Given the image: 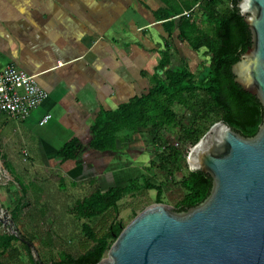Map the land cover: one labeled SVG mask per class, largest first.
Wrapping results in <instances>:
<instances>
[{
	"label": "crops",
	"instance_id": "crops-1",
	"mask_svg": "<svg viewBox=\"0 0 264 264\" xmlns=\"http://www.w3.org/2000/svg\"><path fill=\"white\" fill-rule=\"evenodd\" d=\"M202 1L0 0V72L13 65L33 77L47 93L45 102L24 121L8 120L0 115V209L11 215L16 206H28L15 215L14 225L15 222L23 223L29 212L37 213L32 219L39 225L51 220L53 202L49 197L62 196L68 183L75 191L84 187L85 192L71 204L65 200V212L88 193L91 180L96 181L101 192L137 180L134 174L146 180L139 169L138 157H134L132 151L126 153L132 137L142 129L132 135L124 149L85 151L80 164L63 162L56 154L72 139L86 145L90 138L89 128L100 111H114L147 92L149 87L144 93L133 94L137 90L134 82L142 77L140 74L134 76L133 53L141 52L142 55L148 50L145 36L150 33L162 41L163 46L158 50L160 57L166 44L163 37L166 32L164 20L156 15L167 12L171 13L168 20H177L190 12L189 3L202 8ZM174 11L179 14H173ZM150 20L161 22L162 28H152L148 24ZM45 115H50L51 119L39 126ZM118 159L124 161L117 164ZM142 166L146 169V164ZM4 173L7 179L2 178ZM51 186H55L56 193L48 190ZM137 193L150 195L147 201L155 203L154 190ZM135 194L117 203V213L109 209L100 216L77 222L87 224L97 237H103L111 224L123 225L132 215L135 207L125 203ZM95 229H100V234ZM48 237L50 233L45 231L32 243L46 245ZM13 243L0 257V264L1 258L15 256L11 251ZM90 247L91 244L86 249Z\"/></svg>",
	"mask_w": 264,
	"mask_h": 264
},
{
	"label": "trees",
	"instance_id": "trees-1",
	"mask_svg": "<svg viewBox=\"0 0 264 264\" xmlns=\"http://www.w3.org/2000/svg\"><path fill=\"white\" fill-rule=\"evenodd\" d=\"M238 1H202V9L213 24L212 32L208 37L198 33L190 17L181 16L175 22L167 19L171 13L159 12L156 17L164 20L163 26L168 38L175 29L178 42H186L194 52L201 48L206 50L209 59L203 75L195 79L184 59H181L178 66H173L166 42L164 50L160 52V60L153 69L152 83L147 92L119 105L114 111H100L89 128L88 143L83 145L79 140L72 139L57 151V158L63 162L74 161L75 164H80L82 154L87 150L116 152L119 148H126L132 135L139 129L173 128L176 125L173 106L178 105L187 109L189 99L196 94L202 96L194 112L197 121L215 116L241 136L253 137L263 120L262 108L255 97L244 92L234 83L230 73L231 66L251 44L248 28L236 8ZM222 2H228L229 7L226 11L219 12L216 5ZM172 13L179 14L177 11ZM179 133L180 140L177 141L179 148L173 145L167 146L164 157H158L160 162L158 169L165 171L168 164H174L183 156L179 151L183 144L193 147L204 134L193 126L181 127ZM154 166L151 163L150 167ZM89 184L88 193L75 201L66 211L67 215L76 221L95 218L109 209L117 213V203L136 192L154 190L155 203H161L163 194L160 185L155 186L144 179L141 180V184L137 180H132L124 187H112L105 192L99 190L95 180H91ZM177 185L183 195L173 210L179 213L196 207L207 198L211 180L200 172H188L180 178ZM27 207V205L16 206L11 212L12 221L19 210ZM122 229L123 225L113 223L105 236L97 237L87 224H82L81 231L91 243L90 248L78 257L62 252L58 254L56 260L40 261L42 264H97ZM13 241L23 243L26 240L19 233L0 235V257L7 252ZM25 248L30 254L31 246L25 245ZM28 258L29 264H36L31 254Z\"/></svg>",
	"mask_w": 264,
	"mask_h": 264
},
{
	"label": "water",
	"instance_id": "water-1",
	"mask_svg": "<svg viewBox=\"0 0 264 264\" xmlns=\"http://www.w3.org/2000/svg\"><path fill=\"white\" fill-rule=\"evenodd\" d=\"M236 8L251 44L230 73L260 104L261 125L246 138L214 123L186 156L189 172L210 178L207 198L179 213L147 206L97 264H264V0H239Z\"/></svg>",
	"mask_w": 264,
	"mask_h": 264
},
{
	"label": "rangeland",
	"instance_id": "rangeland-1",
	"mask_svg": "<svg viewBox=\"0 0 264 264\" xmlns=\"http://www.w3.org/2000/svg\"><path fill=\"white\" fill-rule=\"evenodd\" d=\"M189 5L191 6V10L190 12L185 13V15L191 18V21L195 24L200 35L205 37L210 36L213 29V24L207 19L203 9L199 6H192L191 3H189ZM228 7V2H222L221 4L216 5V9L219 12L226 11ZM175 22H177V20H175ZM148 24L154 29L159 28L160 30V28H162L161 22L155 23L153 21L151 22L150 20ZM148 24H146V27ZM146 31H148V29ZM163 37L169 46L172 65L178 66L181 59H184L189 70L194 75V78L199 79L205 72V68L208 66L209 57L206 53V50L201 48L197 52H194L186 42H178L176 30L173 31V34L170 38H168L166 34ZM145 39L148 42V50L142 52V55L140 54L141 52L133 53L134 76L137 77L139 74L142 76L141 79L134 82L137 90H134L133 94L142 92L144 93L147 88L151 86L153 68L160 58L158 50L163 46L162 41H160V39L158 40L150 33L148 36H145ZM138 61L141 62V65L137 64ZM201 100L202 96L196 94L189 99V107L187 109L178 105H174L173 112L176 115L175 127L160 130H155L149 127L142 129L137 135L132 137L131 143L126 150V153L132 151L133 156L138 157L137 161L139 164V169L144 172L142 177L144 176L151 184L161 186L163 191L161 203L171 208L177 207L183 195L182 190L177 185V182L181 177L185 176L189 172L188 166L186 164V156L191 147L187 144H183L179 150L182 152L183 156L180 157L174 164H168L165 171L158 169L160 164L158 157H164L163 154H165V148L180 140L179 128L193 126L199 131H202L204 136L209 128L214 123L219 121V118L215 116H208V118L199 121L195 119L194 112L196 111V105ZM118 161L120 162L124 160L118 159L117 164H119ZM151 163L155 165L152 168L150 167ZM143 164H146V169H144L142 166ZM145 170H147L146 173ZM140 174L143 173L140 172ZM6 175V173H4V175L2 174V178L7 179ZM134 177H136L137 181L140 182L141 177H139L137 174H134ZM66 187L67 188L62 191V196L51 195L49 197V199L53 202V209L51 210L52 219L48 220V222L42 221L43 223H41V225H39L36 220L34 221L32 219V216L37 215L35 212H29L28 217H25L23 223L15 222L14 225L10 213L5 212L1 208L0 233H14L15 230L18 231V233L21 234L25 240H29V242L31 241L30 254L34 259H36L34 251L37 252L40 260L46 262L50 259H56L58 254L61 252L67 253L72 257H77L87 247H89L91 243L83 236L81 231L82 222H77L71 217L69 218V216L66 214L65 200H68V203L71 204L75 198L82 196V194L85 192V188L80 186L79 189L75 191V189L70 188L69 183L66 184ZM48 190L54 191L53 193H56L55 186L48 187ZM72 190L74 192L73 194ZM64 192L66 193L65 195ZM145 195L137 193L132 196L133 199L125 203L127 206L135 207V210L133 211L132 215L124 222L123 227L126 226L144 208L154 204V201H147V197L150 195L147 197ZM137 205L139 206L137 207ZM95 230L97 234H100V229ZM45 231H48V234L50 233V237L47 238L49 240L46 245L32 243V240H34L35 237H40ZM44 239H46V237H44ZM13 247L14 248L11 249V251L15 253V256H12L11 258L10 255H7V257L11 259H7V257L1 258V264H29L28 257L30 254L27 252L25 244L21 242H14ZM106 254L107 252L104 254L103 258L106 257Z\"/></svg>",
	"mask_w": 264,
	"mask_h": 264
},
{
	"label": "built area",
	"instance_id": "built-area-1",
	"mask_svg": "<svg viewBox=\"0 0 264 264\" xmlns=\"http://www.w3.org/2000/svg\"><path fill=\"white\" fill-rule=\"evenodd\" d=\"M47 99V93L41 89L33 77H30L13 65L0 72V115L8 120L24 121ZM50 115L41 118L38 125L44 126ZM179 148L176 142L173 144Z\"/></svg>",
	"mask_w": 264,
	"mask_h": 264
}]
</instances>
